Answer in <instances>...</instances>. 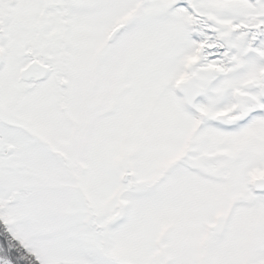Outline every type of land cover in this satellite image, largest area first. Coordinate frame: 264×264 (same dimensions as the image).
<instances>
[{
	"label": "snow or ice",
	"instance_id": "1",
	"mask_svg": "<svg viewBox=\"0 0 264 264\" xmlns=\"http://www.w3.org/2000/svg\"><path fill=\"white\" fill-rule=\"evenodd\" d=\"M0 264H264V0H0Z\"/></svg>",
	"mask_w": 264,
	"mask_h": 264
}]
</instances>
